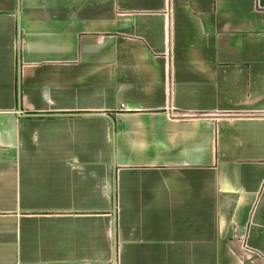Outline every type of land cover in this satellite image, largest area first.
<instances>
[{
  "label": "crops",
  "instance_id": "0c3cea01",
  "mask_svg": "<svg viewBox=\"0 0 264 264\" xmlns=\"http://www.w3.org/2000/svg\"><path fill=\"white\" fill-rule=\"evenodd\" d=\"M0 264H264V0H0Z\"/></svg>",
  "mask_w": 264,
  "mask_h": 264
}]
</instances>
